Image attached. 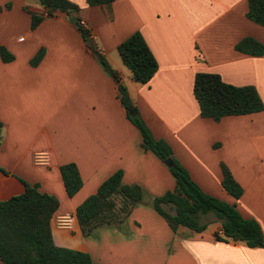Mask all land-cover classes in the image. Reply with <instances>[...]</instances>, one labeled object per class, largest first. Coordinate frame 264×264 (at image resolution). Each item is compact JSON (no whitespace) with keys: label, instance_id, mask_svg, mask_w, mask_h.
<instances>
[{"label":"crops","instance_id":"obj_1","mask_svg":"<svg viewBox=\"0 0 264 264\" xmlns=\"http://www.w3.org/2000/svg\"><path fill=\"white\" fill-rule=\"evenodd\" d=\"M72 1L112 73L97 61L72 16L57 11L32 28L31 13L43 11L38 0H0V45L14 56H0V167L6 170H0V200L22 192L21 179L37 182L59 200L50 221L54 242L89 252L93 264H264L263 246L214 238L221 219L213 212L200 214L202 231L183 225L173 230L153 207L140 232L135 206L127 217L134 228L128 238L104 228L124 218L85 234L75 215L76 206L118 168L122 182L140 185L151 201L174 187L167 164L141 146L140 131L118 96L122 83L152 134L170 144L200 188L255 218L264 236V109L214 120L199 114L193 93L195 73L209 71L235 85H253L264 103V51L235 48L246 36L264 44V25L246 16L247 0ZM134 31L158 63L145 83L132 79L117 50ZM41 47L42 57L32 64ZM43 149L50 161L36 164L33 154ZM66 162L77 165L82 179L72 196L59 171ZM221 163L243 188L238 198L221 184ZM61 214L70 215V227L55 224Z\"/></svg>","mask_w":264,"mask_h":264},{"label":"trees","instance_id":"obj_2","mask_svg":"<svg viewBox=\"0 0 264 264\" xmlns=\"http://www.w3.org/2000/svg\"><path fill=\"white\" fill-rule=\"evenodd\" d=\"M112 0H86L89 5L109 4ZM43 7L41 13H31V27H35L46 17L57 11L70 16L77 15L79 5L72 0H38ZM246 16L264 25V0H247ZM7 7L10 3L6 4ZM83 39L90 36L89 31L78 24ZM102 68L112 73L101 48L94 42L87 45ZM235 48L250 54H261L264 44L246 36L240 39ZM123 63L131 71L133 80L145 83L155 73L158 63L140 31H134L117 45ZM44 53L41 47L31 59L36 64ZM3 61L13 59V54L0 45ZM118 96L128 119L141 134V146L151 150L161 160L169 158L167 164L175 179L174 187L157 195L153 207L175 230L179 225L195 231H202L205 223L198 218L199 213L213 212L221 219V230L214 232V238L221 241H242L248 246H263L264 236L259 222L253 217H244L234 203H229L203 191L191 178L186 167L173 154L170 144L156 138L137 107L132 104L127 88L118 83ZM193 93L198 102L202 117L220 119L228 114H244L264 109V103L253 85H235L224 81L216 72L197 71L194 76ZM132 104L134 112L126 106ZM2 123L0 122V131ZM0 170H6L0 167ZM59 171L68 196H72L82 185L77 165L66 162ZM223 188L238 198L243 188L234 178L229 167L221 163ZM123 170L118 168L107 176L96 191L86 196L75 208V215L83 233L87 234L101 225L120 222L143 196L138 184L122 182ZM24 189L6 199L0 200V264H93L89 252L54 242L51 232V217L59 205L58 198L39 189L37 182L29 183L23 179ZM162 204H170L174 212L166 210Z\"/></svg>","mask_w":264,"mask_h":264},{"label":"rangeland","instance_id":"obj_3","mask_svg":"<svg viewBox=\"0 0 264 264\" xmlns=\"http://www.w3.org/2000/svg\"><path fill=\"white\" fill-rule=\"evenodd\" d=\"M153 201L149 200V198L147 196H144L142 197L140 200H138L133 207L136 206V213L135 215L137 217H134L135 220H138L137 222V226H138V229H140V232L141 231H145L148 227V222H151V216H153ZM164 208L166 210H169V211H173L172 207L170 204H163ZM132 207V208H133ZM130 213V212H129ZM129 213L124 216L122 222L116 224V225H112L113 227H107L105 226L104 228H106L105 230H108L110 231L109 228H114V232L113 233H118V235L122 236V237H129V236H132L133 233H134V228L133 227H130L127 223V217L129 215ZM200 214H198V218H200ZM137 218V219H136ZM143 220V222H142ZM211 223V222H210ZM144 226V228H142ZM142 228V229H141ZM113 230V229H111ZM184 231H187V232H193L192 230L190 229H187V228H184L183 229ZM137 231V230H135ZM111 232V231H110ZM111 232V234H113ZM91 234V233H90Z\"/></svg>","mask_w":264,"mask_h":264},{"label":"built area","instance_id":"obj_4","mask_svg":"<svg viewBox=\"0 0 264 264\" xmlns=\"http://www.w3.org/2000/svg\"><path fill=\"white\" fill-rule=\"evenodd\" d=\"M78 24H81L83 27L86 28V22L83 19H80L78 21ZM33 161L36 164H48L50 161V155H49L48 150L43 149V150L35 151L33 154ZM55 224L57 226L70 227L71 225L70 215L61 214V215L56 216Z\"/></svg>","mask_w":264,"mask_h":264},{"label":"water","instance_id":"obj_5","mask_svg":"<svg viewBox=\"0 0 264 264\" xmlns=\"http://www.w3.org/2000/svg\"><path fill=\"white\" fill-rule=\"evenodd\" d=\"M70 21H71V23H73L75 26H77L78 25V17L77 16H72L71 17V19H70ZM85 42L87 43V44H91V38H86L85 39ZM126 109L130 112V113H133L134 112V108H133V105L132 104H130V105H128V106H126ZM164 162L166 163V164H169L170 163V159L169 158H166V159H164Z\"/></svg>","mask_w":264,"mask_h":264}]
</instances>
